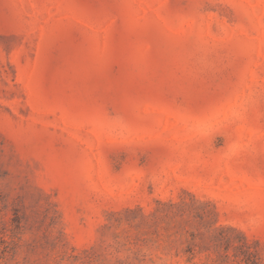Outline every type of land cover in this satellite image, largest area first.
I'll return each instance as SVG.
<instances>
[{"label":"rangeland","instance_id":"374dc122","mask_svg":"<svg viewBox=\"0 0 264 264\" xmlns=\"http://www.w3.org/2000/svg\"><path fill=\"white\" fill-rule=\"evenodd\" d=\"M0 264H264V0H0Z\"/></svg>","mask_w":264,"mask_h":264}]
</instances>
